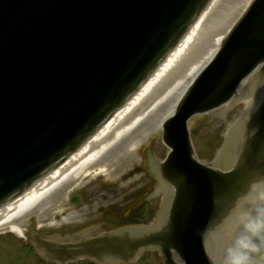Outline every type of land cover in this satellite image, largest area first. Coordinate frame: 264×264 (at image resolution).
<instances>
[{
    "label": "water",
    "instance_id": "1",
    "mask_svg": "<svg viewBox=\"0 0 264 264\" xmlns=\"http://www.w3.org/2000/svg\"><path fill=\"white\" fill-rule=\"evenodd\" d=\"M208 2L0 0V204L63 160L121 106ZM263 62L264 0H254L165 124L173 151L162 170L177 192L162 226L143 235H107L91 246L62 249L64 255L44 247L58 259L102 261L129 260L141 247L154 246L166 264H177L173 249L184 264H216L205 243L264 184V100L245 124L233 171H216L193 157L187 120L230 99ZM263 244L264 222L238 254L241 264H252Z\"/></svg>",
    "mask_w": 264,
    "mask_h": 264
},
{
    "label": "bare ground",
    "instance_id": "2",
    "mask_svg": "<svg viewBox=\"0 0 264 264\" xmlns=\"http://www.w3.org/2000/svg\"><path fill=\"white\" fill-rule=\"evenodd\" d=\"M250 1L213 0L148 82L99 132L38 184L0 208V229L8 224L19 229L31 217L40 218L48 207H56L54 194L58 187L70 186L84 173L93 170L113 176L117 169L126 166L125 161L140 141L157 132L173 113L185 90L213 58L222 38ZM263 94L264 88L253 99L260 100ZM251 101L242 118L254 107V100ZM235 126L231 125V131ZM254 207L260 209L253 212L246 207L247 230L264 220V192L258 194ZM230 241L235 245L238 239Z\"/></svg>",
    "mask_w": 264,
    "mask_h": 264
},
{
    "label": "flooded vegetation",
    "instance_id": "3",
    "mask_svg": "<svg viewBox=\"0 0 264 264\" xmlns=\"http://www.w3.org/2000/svg\"><path fill=\"white\" fill-rule=\"evenodd\" d=\"M155 149L158 150V147ZM143 156L140 168L144 171L142 176L145 178L137 186L133 185L124 193L119 190L112 192L110 186L102 183L90 184L81 190L78 198L81 204L73 210L74 218L68 225V228L76 232L74 236H80L83 231L89 235H97L156 218L165 191L151 177L154 159L147 148L144 149ZM140 194H145V199L133 206L132 203Z\"/></svg>",
    "mask_w": 264,
    "mask_h": 264
},
{
    "label": "rangeland",
    "instance_id": "4",
    "mask_svg": "<svg viewBox=\"0 0 264 264\" xmlns=\"http://www.w3.org/2000/svg\"><path fill=\"white\" fill-rule=\"evenodd\" d=\"M250 94L251 92H249V90L244 91L243 89L242 95H241L243 96V98H241L242 100L236 102L233 108H228L229 106L225 105L221 107L220 109L215 110L214 112H211L205 115H197L193 118L192 123H191V128L194 133L193 134L194 143L199 152H201L200 150H204V148L206 149V147L211 146V138L214 139L215 135L216 137H218V135L223 134V132L225 131L226 125L229 122H232V120L237 117L239 110L244 107V103ZM97 178L98 180L103 179L102 176L97 177ZM105 178L106 177H104V180H106ZM81 180H79V182L85 183L87 181H93V178L91 179L90 177H87L83 179L82 181ZM122 180H123L122 183L124 182H126L125 184L128 183L127 180H124V179ZM115 181H117L116 178H112V179L109 178L107 182H110V183L112 182L111 183L112 187H116V186H113ZM115 189H118V188H115ZM125 190L126 188L119 189V191H125ZM0 236L4 237V234H0ZM19 240H21V238H19L18 235L12 234V233H10V236L8 237L0 238V264L5 263V261H3V258L8 256V254L10 255L11 253L9 252L17 250L13 248L14 246L12 247V245H8L7 242L14 241V243L17 244V242H20ZM154 264H159L157 259H154ZM256 264H264V251L259 255V259Z\"/></svg>",
    "mask_w": 264,
    "mask_h": 264
},
{
    "label": "clouds",
    "instance_id": "5",
    "mask_svg": "<svg viewBox=\"0 0 264 264\" xmlns=\"http://www.w3.org/2000/svg\"><path fill=\"white\" fill-rule=\"evenodd\" d=\"M243 257H233V264H241Z\"/></svg>",
    "mask_w": 264,
    "mask_h": 264
}]
</instances>
